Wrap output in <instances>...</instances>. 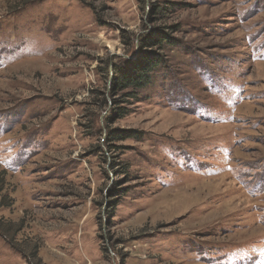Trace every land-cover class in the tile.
<instances>
[{"label":"rangeland","instance_id":"374dc122","mask_svg":"<svg viewBox=\"0 0 264 264\" xmlns=\"http://www.w3.org/2000/svg\"><path fill=\"white\" fill-rule=\"evenodd\" d=\"M0 170V264H264V0H0Z\"/></svg>","mask_w":264,"mask_h":264},{"label":"trees","instance_id":"16d2710c","mask_svg":"<svg viewBox=\"0 0 264 264\" xmlns=\"http://www.w3.org/2000/svg\"><path fill=\"white\" fill-rule=\"evenodd\" d=\"M159 43H166V41L159 40ZM159 62V60L153 58L148 63L144 64L142 67H137V69H135V66H131V68L126 70V73L122 75V82L118 81V83H121L126 89L130 87L136 88L137 90H142L146 88L153 82L150 69L154 70L156 67H158ZM132 94L133 93H131V95ZM115 139L116 138H114V140ZM6 183V174L4 171L0 170V197L2 198L1 202H5L6 200V195L4 194V192H6L7 190L5 189Z\"/></svg>","mask_w":264,"mask_h":264}]
</instances>
